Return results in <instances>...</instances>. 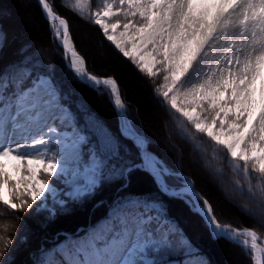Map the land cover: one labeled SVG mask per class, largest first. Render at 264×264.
Wrapping results in <instances>:
<instances>
[{
    "label": "snow or ice",
    "instance_id": "snow-or-ice-1",
    "mask_svg": "<svg viewBox=\"0 0 264 264\" xmlns=\"http://www.w3.org/2000/svg\"><path fill=\"white\" fill-rule=\"evenodd\" d=\"M38 2L76 78L93 89L102 87L124 117L126 106L117 82L87 71L67 21L53 13L47 0ZM71 7L83 15V0H75ZM120 16L126 22H110ZM89 18L141 72L149 77L162 74L155 94L170 106V115L181 117L175 126L182 138L204 156L211 147L212 161H222L219 153L226 150L235 191L247 193L264 216V0H119L118 5L105 0ZM6 39L0 31V46ZM27 64L28 58L0 69V205L11 212L33 205L48 208L51 197L53 207L48 210L54 215L57 206H66L61 195L82 201L102 184L115 181H123L124 189L129 174L141 170L153 178L162 195L187 198L213 239L237 244L252 264H264V239L254 228L221 224L208 200L193 190L186 177L179 189L170 186L165 177L175 173L148 151L147 139L130 124L122 121L120 132L132 141L136 159L98 122L79 127L60 103V90L52 77L33 74ZM198 134L206 135L211 144L198 140ZM9 167L28 175L13 184ZM41 172L62 180L66 190L39 179ZM243 207L256 214L248 205ZM12 243L6 241L0 257L9 254ZM177 246L192 252L191 241L168 217L161 199L125 195L114 200L106 217L82 235H66L55 248L42 252L38 264H164L160 255ZM198 264L208 262L201 258Z\"/></svg>",
    "mask_w": 264,
    "mask_h": 264
},
{
    "label": "trees",
    "instance_id": "trees-1",
    "mask_svg": "<svg viewBox=\"0 0 264 264\" xmlns=\"http://www.w3.org/2000/svg\"><path fill=\"white\" fill-rule=\"evenodd\" d=\"M54 11L66 18L75 49L84 57L87 69L96 76H114L121 88V97L126 106V113L135 129L146 136L150 150L156 154L173 172H181L193 180L198 189L208 198L217 220L235 227H251L264 239V226L255 215L245 208L239 209L228 201V195L217 178L223 175L232 184L233 173L227 164L226 150L219 155L222 161L211 160V147L208 155L194 151L192 144L182 138L176 128V121L181 119L178 113L169 114V105L155 93L162 82V74L149 77L141 72L130 58L124 57L115 46L106 39L98 25L89 18L92 10L101 5L100 0H83V15L71 5L75 0H48ZM0 10L6 12L0 16V31L6 34V42L0 46V69L13 64H22L28 58L27 66L36 72L52 77L60 90L61 102L75 117L76 124L85 128L91 122H98L113 134L131 152L130 158L136 159V149L132 142L124 138L118 125L109 95L97 91L76 78L67 68L65 60L51 34L47 21L41 11L38 0H0ZM40 49V50H39ZM39 50L40 53L35 51ZM45 51V57L44 55ZM170 121L177 142L178 151L163 142L165 122ZM191 128V125H188ZM201 142H211L206 135L198 134ZM157 140V141H156ZM201 156L202 161L192 159V155ZM121 154H124L123 149ZM209 162H213V169ZM243 167V165H241ZM215 168H222L216 172ZM179 177H165L169 183L178 184ZM123 181L102 184L94 195L78 202L67 201L66 206L56 207L55 214L49 208L33 207L25 211L11 212L0 205V251L8 239L9 254L0 257V264H36L41 253L51 250L62 242L66 235L75 234L84 226L93 225L105 218L110 205L118 197L125 195H150L161 199L167 215L183 230L191 241L192 252L182 251L178 246L165 251L160 256L164 264L172 261L180 263L195 257L204 258L208 264H251L248 255L238 245L226 239H213L199 215L190 206L177 197L162 195L153 178L144 171L135 170L128 176V186L122 189ZM252 183H256L255 177ZM234 187V185L232 184ZM236 196L246 199L254 212L256 209L249 201L247 193ZM31 204L30 198L25 195ZM39 201L37 202V205ZM86 229H84V232Z\"/></svg>",
    "mask_w": 264,
    "mask_h": 264
},
{
    "label": "rangeland",
    "instance_id": "rangeland-1",
    "mask_svg": "<svg viewBox=\"0 0 264 264\" xmlns=\"http://www.w3.org/2000/svg\"><path fill=\"white\" fill-rule=\"evenodd\" d=\"M108 2L116 3L118 5L119 0H108ZM5 14H6V12L4 10H0V16L1 15H5ZM116 19H119L121 21V23L126 22L122 16H120V17H114L112 19V21H110V22H115ZM120 30H122V29H120ZM129 47H131V45H129ZM39 50H37L35 52L36 53H40ZM214 50L219 51L218 48L217 49H214ZM43 52H44V55H42V56L45 57L46 56L45 55L46 53H45L44 50H43ZM50 123H52V122L50 121ZM164 127H165V132H164L163 142L166 145L171 146V147H173V148L176 149L177 148V142L175 141V138H174L175 134H174V131L172 129V125H171L170 121L165 122V126ZM176 150L178 151V149H176ZM192 159L194 161H196V160L202 161L201 156L196 155L194 153L192 155ZM209 166H210L211 169H213V162H209ZM9 171L11 172V174L13 176V184L19 182V177L21 175H24V176L28 175V173L26 171H22L21 173L13 172L10 167H9ZM43 175H44V173L41 172L39 174L38 178L41 179V180H48L50 183H52L61 192L64 191V190H66L65 185L63 184L62 180H56V179L51 178V177L45 178ZM216 177L217 178H213V179H214V181L215 180H219L220 181L222 187L224 188L226 194L228 195V198H227L228 201L232 202L239 209L244 208L243 207L244 205H248V207L251 208L250 203L246 199H244V198H242L240 196L238 197V196L235 195L236 194L235 193V188L232 186L230 180H227L226 178H224L223 175H220L219 177L216 175ZM20 187H21V190L23 191L24 188H25V185L24 184H21ZM60 198L61 199H65V197L63 195H61ZM47 204H48V207H51L52 206V199H51V197L48 198ZM255 213H257L259 220L261 222H263V226H264V216H261L260 211H257ZM239 228H242V227H239ZM262 246H264V245H262Z\"/></svg>",
    "mask_w": 264,
    "mask_h": 264
},
{
    "label": "bare ground",
    "instance_id": "bare-ground-1",
    "mask_svg": "<svg viewBox=\"0 0 264 264\" xmlns=\"http://www.w3.org/2000/svg\"><path fill=\"white\" fill-rule=\"evenodd\" d=\"M58 24H59V22L58 21H56V26H58ZM51 25H53L52 24V22H51ZM62 38V37H61ZM60 45V44H59ZM61 47V46H60ZM62 48V47H61ZM63 49V48H62ZM118 112V111H117ZM119 113V112H118ZM119 115L121 116V114L119 113ZM122 117V116H121ZM123 119L125 118V115H124V117H122ZM125 122V121H124ZM126 124V123H125ZM193 190L196 192V193H198L199 194V192L197 191V189L196 188H194L193 187ZM200 195V194H199ZM201 197H203V199H205V196L204 195H200ZM185 199V198H184ZM200 203L202 204L203 203V200H201L200 201ZM262 256H264V254H262Z\"/></svg>",
    "mask_w": 264,
    "mask_h": 264
}]
</instances>
